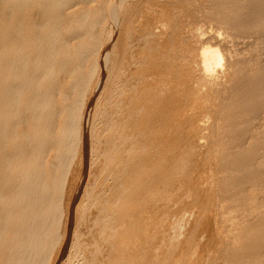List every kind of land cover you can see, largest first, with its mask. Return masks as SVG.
Here are the masks:
<instances>
[{
    "label": "bare ground",
    "instance_id": "bare-ground-1",
    "mask_svg": "<svg viewBox=\"0 0 264 264\" xmlns=\"http://www.w3.org/2000/svg\"><path fill=\"white\" fill-rule=\"evenodd\" d=\"M87 157L61 264H264V0H0V264H58Z\"/></svg>",
    "mask_w": 264,
    "mask_h": 264
},
{
    "label": "rangeland",
    "instance_id": "rangeland-1",
    "mask_svg": "<svg viewBox=\"0 0 264 264\" xmlns=\"http://www.w3.org/2000/svg\"><path fill=\"white\" fill-rule=\"evenodd\" d=\"M97 94H98V92H97ZM95 98V97H94ZM89 143V142H88ZM89 146V145H88ZM89 150V149H88ZM90 157H87V160H88V162H86V170H85V178L83 179V182H81L80 183V185H79V187H80V189H79V191L76 193V199H75V201H74V206L72 207V210L73 211H71L72 212V217H71V219H70V224H69V238H68V245H67V248H66V250L63 252V254H62V256L60 257V261H58V264H61L64 260H66V258L68 257V255H69V253H70V248H71V244H72V241H73V237H74V230H75V219H73V218H75V216H74V212H75V208L77 207V205H78V202L80 201V199H81V196H82V193H83V191H84V188H85V185H86V183H87V180H88V175H89V167H90V159H89ZM75 182V181H74ZM73 182V183H74ZM76 183V182H75ZM72 184V192L71 193H69V198H71L70 196H72L71 194H73V190L75 189V186H77V183L76 184ZM74 188V189H73ZM69 198L67 199L68 201V204H69ZM67 204V203H66Z\"/></svg>",
    "mask_w": 264,
    "mask_h": 264
}]
</instances>
